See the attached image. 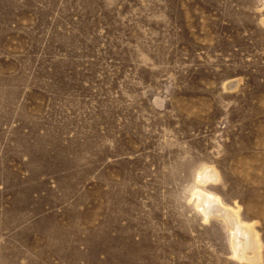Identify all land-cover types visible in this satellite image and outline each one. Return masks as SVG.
<instances>
[{"label":"rangeland","instance_id":"374dc122","mask_svg":"<svg viewBox=\"0 0 264 264\" xmlns=\"http://www.w3.org/2000/svg\"><path fill=\"white\" fill-rule=\"evenodd\" d=\"M207 167L264 264V0H0V264H251Z\"/></svg>","mask_w":264,"mask_h":264},{"label":"bare ground","instance_id":"6f19581e","mask_svg":"<svg viewBox=\"0 0 264 264\" xmlns=\"http://www.w3.org/2000/svg\"><path fill=\"white\" fill-rule=\"evenodd\" d=\"M209 169L207 167L198 172L196 182L190 192L191 201L203 214L205 221H209L214 216L224 221L230 232V245L234 258L251 264H261L262 241L255 228L240 218L238 210L230 209L221 198L205 189V182L213 177L207 172Z\"/></svg>","mask_w":264,"mask_h":264}]
</instances>
